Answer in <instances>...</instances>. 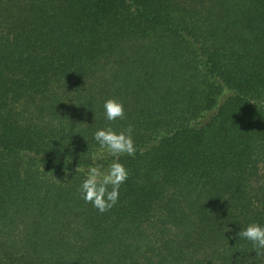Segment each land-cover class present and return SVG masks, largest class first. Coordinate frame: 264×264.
I'll return each instance as SVG.
<instances>
[{"label": "trees", "instance_id": "obj_1", "mask_svg": "<svg viewBox=\"0 0 264 264\" xmlns=\"http://www.w3.org/2000/svg\"><path fill=\"white\" fill-rule=\"evenodd\" d=\"M129 125L101 213L79 193L113 161L93 134ZM254 222L264 0H0V264H264Z\"/></svg>", "mask_w": 264, "mask_h": 264}, {"label": "clouds", "instance_id": "obj_2", "mask_svg": "<svg viewBox=\"0 0 264 264\" xmlns=\"http://www.w3.org/2000/svg\"><path fill=\"white\" fill-rule=\"evenodd\" d=\"M103 114L108 121L123 119L125 109L121 102L115 99L106 100L103 104ZM93 139L102 153L113 158L107 167L94 164L87 168L86 177L79 187V193L85 203H90L99 212L104 213L114 207L119 199L120 187L128 179V171L120 157H134L136 145L133 139V127L129 125L119 132L112 128L99 129L93 134ZM83 171L79 167L77 173ZM238 240L248 241L255 250L256 257L264 256V224L250 223L237 233Z\"/></svg>", "mask_w": 264, "mask_h": 264}]
</instances>
